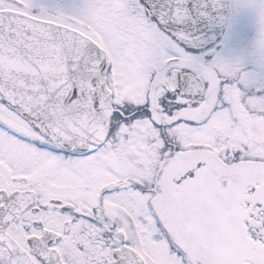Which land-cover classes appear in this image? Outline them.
Segmentation results:
<instances>
[{"label": "snow or ice", "instance_id": "obj_1", "mask_svg": "<svg viewBox=\"0 0 264 264\" xmlns=\"http://www.w3.org/2000/svg\"><path fill=\"white\" fill-rule=\"evenodd\" d=\"M0 264H264V0H0Z\"/></svg>", "mask_w": 264, "mask_h": 264}]
</instances>
